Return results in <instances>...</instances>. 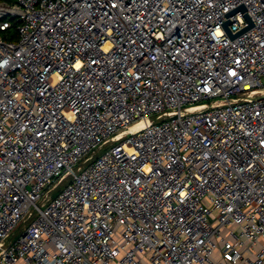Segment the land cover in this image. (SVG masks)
<instances>
[{"label": "built area", "instance_id": "2783aa9c", "mask_svg": "<svg viewBox=\"0 0 264 264\" xmlns=\"http://www.w3.org/2000/svg\"><path fill=\"white\" fill-rule=\"evenodd\" d=\"M9 29L0 264H264V0H0Z\"/></svg>", "mask_w": 264, "mask_h": 264}, {"label": "rangeland", "instance_id": "374dc122", "mask_svg": "<svg viewBox=\"0 0 264 264\" xmlns=\"http://www.w3.org/2000/svg\"><path fill=\"white\" fill-rule=\"evenodd\" d=\"M5 1H7V2H9V3H15L16 2V0H5ZM12 36V38L10 39L11 41H13V42H16L17 41V36L14 34V29H9L7 32H5V33H0V37H4V36Z\"/></svg>", "mask_w": 264, "mask_h": 264}, {"label": "water", "instance_id": "95a60500", "mask_svg": "<svg viewBox=\"0 0 264 264\" xmlns=\"http://www.w3.org/2000/svg\"><path fill=\"white\" fill-rule=\"evenodd\" d=\"M237 11H242V12H244L245 9H244L243 6H240V7H238L235 11H233L232 13H230V15L233 14V13H235V12H237ZM245 18H246V20L249 22V26H248V28H250V27L252 26V24H251V22L249 21V19H248L247 16H245ZM227 24H228V23H225V24H224V29H225L226 33L228 34V36H229L231 39H233L236 35L233 36V35H231V34L229 33V31L227 30ZM248 28H246V29H248ZM246 29H244V30H246Z\"/></svg>", "mask_w": 264, "mask_h": 264}]
</instances>
